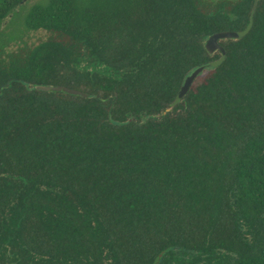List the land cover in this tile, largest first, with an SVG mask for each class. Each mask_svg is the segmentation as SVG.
Segmentation results:
<instances>
[{"label": "trees", "instance_id": "1", "mask_svg": "<svg viewBox=\"0 0 264 264\" xmlns=\"http://www.w3.org/2000/svg\"><path fill=\"white\" fill-rule=\"evenodd\" d=\"M28 1L0 0V264H264V0L217 67L255 0Z\"/></svg>", "mask_w": 264, "mask_h": 264}, {"label": "water", "instance_id": "2", "mask_svg": "<svg viewBox=\"0 0 264 264\" xmlns=\"http://www.w3.org/2000/svg\"><path fill=\"white\" fill-rule=\"evenodd\" d=\"M257 2H258V0H255L252 11L250 13L249 22H248V24L244 30H242V31H223V32L213 33L205 40L204 48L210 55L213 54L215 51H220V53H221L219 59L212 61L208 64L209 67H217L225 59V52L222 49V47L220 46V44L218 43L219 40L239 39V38L245 36L249 32V30L251 29V26H252V18L254 16V13L256 10ZM204 68L205 67L202 66V67L195 69L190 75H188L185 78L182 86L180 87V89L178 91L177 97L173 101L172 105H176L182 99V97L187 94L191 84L196 79V77L199 76L203 72ZM35 89L39 90V91H45V92L63 91L67 94L74 95V96L75 95H77V96L81 95L84 97L87 96L86 94L81 93L79 91L69 89L67 87H61V86L50 87V86L36 85Z\"/></svg>", "mask_w": 264, "mask_h": 264}, {"label": "rangeland", "instance_id": "3", "mask_svg": "<svg viewBox=\"0 0 264 264\" xmlns=\"http://www.w3.org/2000/svg\"><path fill=\"white\" fill-rule=\"evenodd\" d=\"M42 1L43 0H29L27 2L26 6L29 7L30 5H33V4L42 2ZM17 12H18V10H17ZM24 13L25 12L20 14L18 12V13L13 14V16L10 19L12 30L18 31V27L20 25V21H21L22 17L24 16ZM18 34H19V37L23 40V42L25 44H27L28 46L36 44L40 41H43L46 38H48V36H49V34L44 32V31H36V32L23 31L22 34L20 31ZM18 42H19V40H18ZM18 42H17V45H18ZM20 45H21V43H20Z\"/></svg>", "mask_w": 264, "mask_h": 264}]
</instances>
